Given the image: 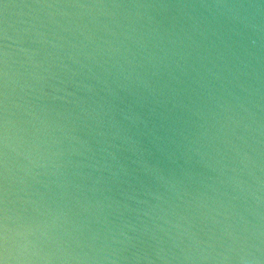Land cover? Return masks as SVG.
<instances>
[{
    "label": "water",
    "instance_id": "1",
    "mask_svg": "<svg viewBox=\"0 0 264 264\" xmlns=\"http://www.w3.org/2000/svg\"><path fill=\"white\" fill-rule=\"evenodd\" d=\"M0 264H264V0H0Z\"/></svg>",
    "mask_w": 264,
    "mask_h": 264
}]
</instances>
